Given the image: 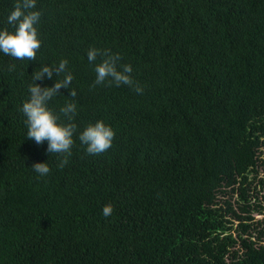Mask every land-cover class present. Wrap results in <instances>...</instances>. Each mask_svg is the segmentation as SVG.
Instances as JSON below:
<instances>
[{"label":"trees","instance_id":"obj_1","mask_svg":"<svg viewBox=\"0 0 264 264\" xmlns=\"http://www.w3.org/2000/svg\"><path fill=\"white\" fill-rule=\"evenodd\" d=\"M16 2L0 0V27ZM36 7V58L0 53V264H264V0ZM89 48L118 54L142 92L95 84ZM62 59L73 79L48 104L77 112L58 167L64 155L26 137L20 108L30 84L63 78ZM43 66L52 76L34 81ZM96 120L115 135L92 155L78 133Z\"/></svg>","mask_w":264,"mask_h":264},{"label":"clouds","instance_id":"obj_2","mask_svg":"<svg viewBox=\"0 0 264 264\" xmlns=\"http://www.w3.org/2000/svg\"><path fill=\"white\" fill-rule=\"evenodd\" d=\"M37 0H17L12 10L6 17V27H0V53L16 60H33L41 47L38 35V24L41 13L36 7ZM99 62H97V58ZM89 64L93 65L95 72V84H103L106 81L116 86L127 85L136 93L142 92V87L132 78L130 64H120V56L113 54L108 49L89 48L87 52ZM67 60H60L57 74H63V78L55 82L51 87L32 83L28 86V98L22 103L20 111L24 116L26 137L33 140L37 145L44 141L48 142L47 152L63 154L58 167H63L67 162V155L71 154L74 143V131L76 125L69 122L77 112L74 102L66 101L60 107V113L68 117L61 119L48 104V101L57 95L59 89L68 87L73 79L70 71H65ZM16 65L8 66V71H15ZM52 76L49 66H43L33 75V80L41 79L44 75ZM75 96V91L71 93ZM73 114V115H69ZM113 128L103 120L88 123L78 133V139L85 146L88 154L98 155L107 151L114 138ZM33 171L39 176H46L50 172L47 163H34ZM112 206L106 204L102 208V214L108 217L112 214Z\"/></svg>","mask_w":264,"mask_h":264}]
</instances>
